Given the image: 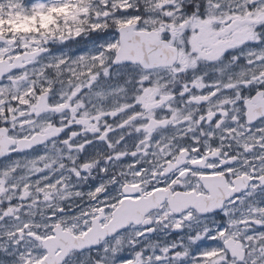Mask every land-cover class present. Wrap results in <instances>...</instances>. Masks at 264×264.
Returning <instances> with one entry per match:
<instances>
[{"label": "snow or ice", "instance_id": "snow-or-ice-1", "mask_svg": "<svg viewBox=\"0 0 264 264\" xmlns=\"http://www.w3.org/2000/svg\"><path fill=\"white\" fill-rule=\"evenodd\" d=\"M0 264H264V0H0Z\"/></svg>", "mask_w": 264, "mask_h": 264}, {"label": "rangeland", "instance_id": "rangeland-1", "mask_svg": "<svg viewBox=\"0 0 264 264\" xmlns=\"http://www.w3.org/2000/svg\"><path fill=\"white\" fill-rule=\"evenodd\" d=\"M17 29L19 30H26L28 25L26 24H20V23H17V25L15 26Z\"/></svg>", "mask_w": 264, "mask_h": 264}, {"label": "flooded vegetation", "instance_id": "flooded-vegetation-1", "mask_svg": "<svg viewBox=\"0 0 264 264\" xmlns=\"http://www.w3.org/2000/svg\"><path fill=\"white\" fill-rule=\"evenodd\" d=\"M67 51V49H65Z\"/></svg>", "mask_w": 264, "mask_h": 264}]
</instances>
